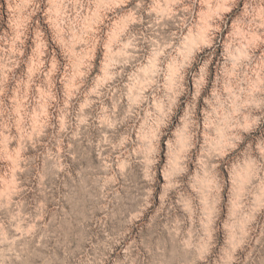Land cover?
<instances>
[{
	"label": "rangeland",
	"instance_id": "374dc122",
	"mask_svg": "<svg viewBox=\"0 0 264 264\" xmlns=\"http://www.w3.org/2000/svg\"><path fill=\"white\" fill-rule=\"evenodd\" d=\"M190 40L198 53L167 131L205 113L215 139L242 133L232 152L202 154L205 173L264 170V114L248 115L264 109V0H0V263H230L227 247L205 263L183 244L204 241V226L190 225L182 182L167 193L152 183L150 150L133 134L173 98L169 76ZM152 52L162 66L150 82ZM234 94L257 102L235 106ZM255 240L236 264H264V221Z\"/></svg>",
	"mask_w": 264,
	"mask_h": 264
},
{
	"label": "bare ground",
	"instance_id": "6f19581e",
	"mask_svg": "<svg viewBox=\"0 0 264 264\" xmlns=\"http://www.w3.org/2000/svg\"><path fill=\"white\" fill-rule=\"evenodd\" d=\"M188 31L191 33V29ZM200 34V38L198 39L202 42L207 41L208 34L204 31ZM197 43L198 41L196 40L183 43L186 58H184L179 65V69L177 71L174 70L175 72L169 76L168 80L169 85L172 87L173 98L165 109L162 108V110L160 108L159 118L156 119L157 122L155 125H152L146 130L144 128V120L146 117L144 116L142 120L140 119L139 124H136L137 126L133 129V134L138 145L147 147L149 148L148 150H150L151 164L147 168V176L149 175L152 183L159 182L161 185L160 189L166 192L168 188L175 187L179 181L182 182L183 190L187 193L185 207L188 221L191 226L196 222H202L204 226L206 235L204 241L198 244L193 239V236L188 234L187 237L183 239V244L189 248L193 247L205 263H209L211 258H216L218 253L220 254L221 250L227 247L229 251L226 255V259L230 262L227 264H236L238 256L251 249L256 241V233L259 230V226L262 221H264V170H261V167L254 164L246 163L247 166H243V168L238 166H227L223 171L221 169L209 174L205 173L202 154H209L213 151H218L222 156L223 154H228L240 144L239 142L242 135L241 130H237L234 133H230L226 140L215 139V135L212 136V132H210L206 126V122L210 120V117L206 116L205 113H202L200 118L191 116L186 122L184 121L186 129L180 134L175 131H167L168 126L175 117L177 106L175 103L184 95L190 83L187 70V68H189V62L187 60L190 56L195 57L197 55ZM161 66L162 59L160 54L157 52L150 53L148 62L143 66L147 69V73L149 72L147 80L151 82V80L158 77ZM141 67L142 66H140V68ZM108 68L109 67H106L105 70L107 72L105 71V73L111 76V72ZM202 68L200 70H202ZM175 69H177V67ZM193 86L195 87V84ZM195 88H192L193 91H196ZM139 97L141 98L139 104L144 103L145 92H142V95L139 94L137 98ZM231 98H233L231 101L234 102L235 106H239L243 102H257V100H254L255 98H250L246 101L242 100L240 95L237 96L236 94ZM259 109L261 110V114H264V109L256 105L253 109L248 111V115L257 114V110ZM254 178H258V182L253 186L252 179L254 180ZM199 191L202 192V194H199ZM205 191L207 193L209 191V196L207 197H210V200L206 199L207 201L209 200V204H204L203 211L205 212L203 213L206 216L202 219L198 216L199 209L196 206V199L197 194L198 198L202 199V195H204L203 193ZM205 196L206 195H204V197ZM250 197H252L254 201L255 211L253 212L249 211L248 207ZM233 199H237L239 203L234 202L236 200L233 201ZM203 200L205 202V199ZM238 204H241V208L247 212H239L240 214L237 221L238 230L236 229L238 231L236 234L239 235L237 236L233 229L234 223L232 216L235 215L237 210L235 206ZM220 237H222L223 240L219 243ZM219 249L220 251L218 252ZM4 257L5 256L1 254L0 264H4L6 260Z\"/></svg>",
	"mask_w": 264,
	"mask_h": 264
}]
</instances>
